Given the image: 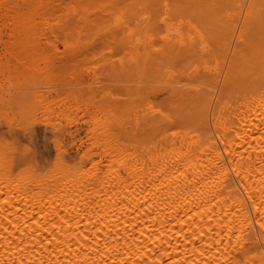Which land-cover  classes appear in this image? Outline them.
I'll return each instance as SVG.
<instances>
[{
	"label": "bare ground",
	"instance_id": "6f19581e",
	"mask_svg": "<svg viewBox=\"0 0 264 264\" xmlns=\"http://www.w3.org/2000/svg\"><path fill=\"white\" fill-rule=\"evenodd\" d=\"M60 45L125 52L135 103L97 108L73 163L0 138V264H264V0H0V56Z\"/></svg>",
	"mask_w": 264,
	"mask_h": 264
},
{
	"label": "rangeland",
	"instance_id": "374dc122",
	"mask_svg": "<svg viewBox=\"0 0 264 264\" xmlns=\"http://www.w3.org/2000/svg\"><path fill=\"white\" fill-rule=\"evenodd\" d=\"M60 46L58 51H48V54L43 55L37 53L38 55L34 54V57L19 58L7 53L6 50H2L0 56L1 62L4 63L3 77L6 76L1 83L5 91L0 89V94L3 93L10 102L9 110H4V113L0 114V138L14 144L16 149L21 150L18 155L35 165L38 170L54 166L60 153L58 143L62 145L63 153L60 154L65 161L73 163L75 158L76 161L81 160L84 150L93 146L90 141L93 133L90 131L88 134V131L94 128V114L97 111L100 114L99 110L101 113L106 112L112 103L119 105L125 103L126 107L127 104L130 106L135 103L130 95V91L131 93L135 91V77L126 76L119 70L120 59L124 57L125 52L117 53L113 58L106 53V45L93 49L86 47L88 51L85 48L75 49L76 51L65 50L63 45ZM101 63H105L104 66ZM35 65L43 67L49 65L52 74L38 73ZM31 70L34 71L30 72ZM38 91L58 100L53 104L54 113L49 121L46 119L47 115L42 113L46 110V104L38 112L33 113L34 96ZM22 102H25V106ZM64 102L65 104H62ZM77 102L79 107H73L71 110L60 107V104L69 106ZM99 107L100 109L96 111ZM11 118L16 122L11 121ZM127 122L125 127H133V121L130 122L127 118L125 123ZM100 150V146L95 149L97 153ZM85 162L89 164L87 158Z\"/></svg>",
	"mask_w": 264,
	"mask_h": 264
}]
</instances>
